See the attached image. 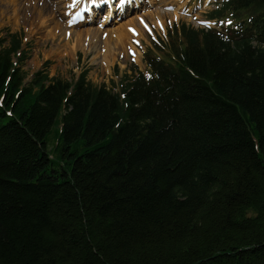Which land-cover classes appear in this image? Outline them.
<instances>
[{
    "label": "trees",
    "instance_id": "obj_1",
    "mask_svg": "<svg viewBox=\"0 0 264 264\" xmlns=\"http://www.w3.org/2000/svg\"><path fill=\"white\" fill-rule=\"evenodd\" d=\"M208 19L118 92L0 39V264H264V0Z\"/></svg>",
    "mask_w": 264,
    "mask_h": 264
},
{
    "label": "rangeland",
    "instance_id": "obj_2",
    "mask_svg": "<svg viewBox=\"0 0 264 264\" xmlns=\"http://www.w3.org/2000/svg\"><path fill=\"white\" fill-rule=\"evenodd\" d=\"M101 2L0 0V39L7 38L9 33L22 34V48L28 55L22 68L26 81L49 62L50 78L70 82L87 70L88 81L118 92L125 76L136 71L149 76L146 51L159 54L156 48L165 49L167 34L173 33L174 27L185 24L194 30H219L223 22L207 20L215 8V0H103L104 14L97 17L85 14L83 7L91 12L90 8ZM141 3V9L132 15L121 21L116 19ZM77 16L81 18L79 21H75ZM110 17L114 19L107 22ZM106 35L110 36V43L105 42ZM106 50L110 52L108 62L104 57Z\"/></svg>",
    "mask_w": 264,
    "mask_h": 264
},
{
    "label": "bare ground",
    "instance_id": "obj_3",
    "mask_svg": "<svg viewBox=\"0 0 264 264\" xmlns=\"http://www.w3.org/2000/svg\"><path fill=\"white\" fill-rule=\"evenodd\" d=\"M88 2H89V0H88ZM106 37H107V35H106L104 38H106ZM109 39H110V36H108V38H106V39H104V40H105L106 43H110V42H109ZM109 53H110V52H108V51L106 50V54H105L104 57H105V59L107 60V62H108V55H109Z\"/></svg>",
    "mask_w": 264,
    "mask_h": 264
},
{
    "label": "snow or ice",
    "instance_id": "obj_4",
    "mask_svg": "<svg viewBox=\"0 0 264 264\" xmlns=\"http://www.w3.org/2000/svg\"><path fill=\"white\" fill-rule=\"evenodd\" d=\"M121 2H123V0H121ZM229 23H231V22H229Z\"/></svg>",
    "mask_w": 264,
    "mask_h": 264
}]
</instances>
